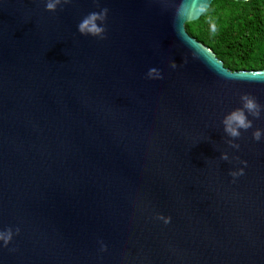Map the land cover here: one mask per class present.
Masks as SVG:
<instances>
[{
  "label": "water",
  "instance_id": "95a60500",
  "mask_svg": "<svg viewBox=\"0 0 264 264\" xmlns=\"http://www.w3.org/2000/svg\"><path fill=\"white\" fill-rule=\"evenodd\" d=\"M213 1L0 0V264H264V112L238 149L222 124L264 70L187 32Z\"/></svg>",
  "mask_w": 264,
  "mask_h": 264
},
{
  "label": "trees",
  "instance_id": "16d2710c",
  "mask_svg": "<svg viewBox=\"0 0 264 264\" xmlns=\"http://www.w3.org/2000/svg\"><path fill=\"white\" fill-rule=\"evenodd\" d=\"M186 30L226 68L264 70V0H214L198 21L186 24Z\"/></svg>",
  "mask_w": 264,
  "mask_h": 264
},
{
  "label": "clouds",
  "instance_id": "9594fccd",
  "mask_svg": "<svg viewBox=\"0 0 264 264\" xmlns=\"http://www.w3.org/2000/svg\"><path fill=\"white\" fill-rule=\"evenodd\" d=\"M43 2L45 3L46 11L55 12L59 5L62 3L67 4L70 2V0H43ZM107 14L108 9L102 8L98 12H90L84 16L77 25L79 33L84 36H92L101 40L105 39L106 27L104 24L107 19ZM171 67H177L175 61L171 63ZM147 75L149 78H162V73L158 68L155 67L150 68ZM240 99L242 106L232 110L230 113L225 115L222 120L224 132L228 137L231 138L227 141V143L230 147L236 149L239 148V144L235 143L234 141L241 137V130L246 132L247 130L253 128V120L260 119L262 112H264V105L260 104L255 97L249 94H242ZM249 116H251L253 119H249ZM262 135H264V131L259 128L252 132V138L255 141H260ZM220 158L225 161L229 160L227 152L222 153ZM240 163L244 164L245 167L247 166V161H240ZM229 175H231L233 178L242 176L244 175V169L240 168L237 171H230ZM157 219L162 220L165 224L170 223L171 220L170 217H165L163 215H158ZM15 231L16 234H18L20 230L17 228ZM12 239L13 230L11 228L0 231V241L3 242V246L7 247ZM101 250H105L103 245Z\"/></svg>",
  "mask_w": 264,
  "mask_h": 264
}]
</instances>
